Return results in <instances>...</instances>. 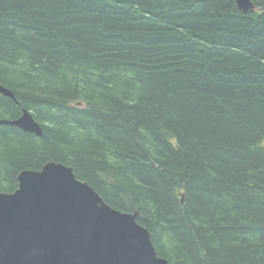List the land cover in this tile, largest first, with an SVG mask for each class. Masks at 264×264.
Returning a JSON list of instances; mask_svg holds the SVG:
<instances>
[{
	"label": "trees",
	"instance_id": "1",
	"mask_svg": "<svg viewBox=\"0 0 264 264\" xmlns=\"http://www.w3.org/2000/svg\"><path fill=\"white\" fill-rule=\"evenodd\" d=\"M0 0V192L46 162L137 212L168 264H264V0Z\"/></svg>",
	"mask_w": 264,
	"mask_h": 264
},
{
	"label": "water",
	"instance_id": "2",
	"mask_svg": "<svg viewBox=\"0 0 264 264\" xmlns=\"http://www.w3.org/2000/svg\"><path fill=\"white\" fill-rule=\"evenodd\" d=\"M235 4L244 13L261 10L251 0ZM0 94L14 100L3 86ZM0 125L42 134L25 110ZM16 180L13 192H0V264H168L137 223V212L110 207L71 168L50 161Z\"/></svg>",
	"mask_w": 264,
	"mask_h": 264
}]
</instances>
